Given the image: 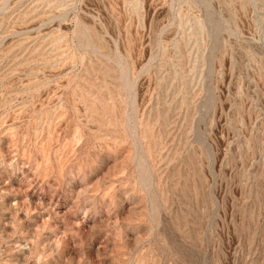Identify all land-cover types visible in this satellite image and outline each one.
Here are the masks:
<instances>
[{
	"label": "rangeland",
	"instance_id": "1",
	"mask_svg": "<svg viewBox=\"0 0 264 264\" xmlns=\"http://www.w3.org/2000/svg\"><path fill=\"white\" fill-rule=\"evenodd\" d=\"M0 264H264V0H0Z\"/></svg>",
	"mask_w": 264,
	"mask_h": 264
}]
</instances>
